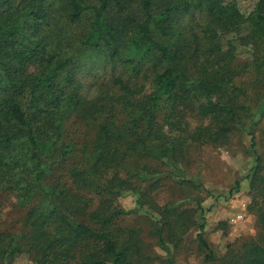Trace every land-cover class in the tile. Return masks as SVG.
<instances>
[{"label": "trees", "instance_id": "16d2710c", "mask_svg": "<svg viewBox=\"0 0 264 264\" xmlns=\"http://www.w3.org/2000/svg\"><path fill=\"white\" fill-rule=\"evenodd\" d=\"M130 4L0 0V192H15L27 208L17 232L0 230V264H13L23 252H34L37 264H130L128 248L120 243L123 228L115 222L123 211L114 206L113 195L132 187L118 173L102 177L120 164L116 144L125 133L114 117L119 107L133 113L135 140L129 149L147 156L165 157L174 146H183L187 137L172 146L164 139L163 127L183 130L180 108L190 103H197L198 113L213 123L199 128L195 139L217 142L233 129L238 117L235 99L244 88L237 85L232 66L234 38L228 40L229 50L223 40L238 33L243 43L264 47V0L248 14L237 0H142L140 19ZM89 11L90 27L76 37L72 25ZM197 29L206 40L207 59L194 69L191 45L202 46ZM130 30L136 36L128 40ZM155 30L165 39L157 38ZM85 49L102 53L111 82L95 80L85 90L74 81L77 53ZM259 61L264 67L261 56ZM162 110L163 123L158 119ZM73 116L96 123L92 150L70 170L71 185L94 189L93 197L49 179L53 166L74 151L62 139L63 125ZM57 150L61 155L48 163ZM257 160L256 172L261 169L258 155ZM95 197L98 204L93 208ZM204 228L201 223L199 245L207 252L205 260L214 261ZM257 249L245 264H264V254Z\"/></svg>", "mask_w": 264, "mask_h": 264}, {"label": "rangeland", "instance_id": "374dc122", "mask_svg": "<svg viewBox=\"0 0 264 264\" xmlns=\"http://www.w3.org/2000/svg\"><path fill=\"white\" fill-rule=\"evenodd\" d=\"M141 1L130 0L129 10L139 19ZM259 1L237 0V3L248 14ZM92 17L93 11H89L72 25L76 37L88 30ZM197 30L202 46L191 45L194 57L190 64L194 69L207 59L203 56L206 40ZM133 31L128 32V40L136 36ZM154 35L165 39L157 30ZM232 38L237 45L232 66L238 75L236 83L244 90L235 99L238 117L232 121L233 129L219 141L195 139L199 128L212 127L213 123L198 113L197 103H190L180 108L183 130L163 127L164 139L171 141L172 146L187 137L183 146H174L165 157L142 155L129 149V143L135 140L133 128L130 129L133 113L123 107L116 111V123L125 133L116 144L120 164L105 170L102 177L118 173L132 187L113 195L114 206L123 211L115 222L123 228L119 232L120 243L128 248L130 264H245L249 255L254 254V248H258L257 254H264V67L259 61L260 56L264 60V47L261 43L245 44L242 35L230 33L223 40L225 50L230 49L228 40ZM224 55L222 61L226 62L228 58ZM77 58L74 81L82 83L85 90L95 80L99 83L111 79L112 72L103 68L100 51L85 49L77 53ZM151 90L148 84L146 92ZM241 104L249 109H242ZM163 115L162 110L158 115L161 123ZM95 125L93 119L77 116L67 119L62 139L73 145L74 151L53 166L49 178L53 182H65L75 192L91 197L95 195L94 189L83 191L71 185L70 170L78 165L82 155L92 150ZM59 155L61 151L57 150L47 162L52 163ZM257 155L261 163L258 172L254 169ZM42 200L48 206V201ZM97 200L95 197L93 208ZM26 213L27 208L19 204L15 192H0V230L17 232L25 222ZM201 223H205L204 235L214 251V261L205 260L207 252L199 245ZM34 258V252H23L14 257L13 264H37Z\"/></svg>", "mask_w": 264, "mask_h": 264}]
</instances>
